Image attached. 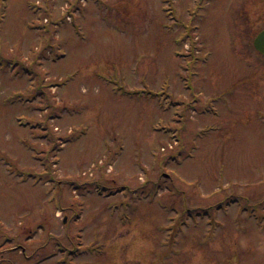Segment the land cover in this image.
Masks as SVG:
<instances>
[{
  "label": "rangeland",
  "instance_id": "rangeland-1",
  "mask_svg": "<svg viewBox=\"0 0 264 264\" xmlns=\"http://www.w3.org/2000/svg\"><path fill=\"white\" fill-rule=\"evenodd\" d=\"M207 1L0 0V264H264V0Z\"/></svg>",
  "mask_w": 264,
  "mask_h": 264
},
{
  "label": "water",
  "instance_id": "water-1",
  "mask_svg": "<svg viewBox=\"0 0 264 264\" xmlns=\"http://www.w3.org/2000/svg\"><path fill=\"white\" fill-rule=\"evenodd\" d=\"M256 46L264 53V32L258 36L256 40Z\"/></svg>",
  "mask_w": 264,
  "mask_h": 264
}]
</instances>
